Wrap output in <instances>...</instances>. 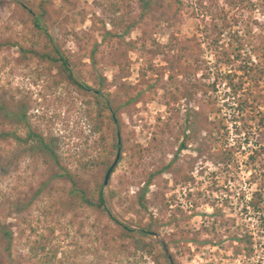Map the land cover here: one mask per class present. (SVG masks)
I'll list each match as a JSON object with an SVG mask.
<instances>
[{
    "label": "rangeland",
    "instance_id": "obj_1",
    "mask_svg": "<svg viewBox=\"0 0 264 264\" xmlns=\"http://www.w3.org/2000/svg\"><path fill=\"white\" fill-rule=\"evenodd\" d=\"M21 1L34 9L42 2L46 35L71 61L76 80L93 90L103 84L122 103L118 130L107 119L102 124V134L121 141V161L103 185L116 220L134 230L149 228L167 246L172 264H247L235 255L233 240L240 223L249 229L258 224L244 209L251 194L260 192L264 204V180L253 182L247 161L252 149H264V0H151L146 9L131 0L121 15L134 28L120 38L110 24L109 2L122 0ZM28 21L16 2L0 0V99L11 109L25 103L33 128L54 135L64 159L81 148L88 157L97 148V135L83 142L90 134L92 92L60 81L55 67L36 57L23 59L18 45L30 49L34 41ZM201 31L224 44L230 35L234 46L244 41L242 57L257 64L256 81L238 93L240 101L247 99L242 113L224 96L223 84L212 104L201 92L204 61H213ZM35 38L42 51L47 38ZM246 131L248 144L242 142ZM72 157L63 164L71 172L78 168L86 187L104 181L108 169L84 175ZM45 158L0 141V234H12L13 258L0 238L1 264H36L25 241L45 219L57 228L55 264H154L158 255L136 249L139 238L125 239V230L102 213L65 208L70 182Z\"/></svg>",
    "mask_w": 264,
    "mask_h": 264
},
{
    "label": "trees",
    "instance_id": "obj_2",
    "mask_svg": "<svg viewBox=\"0 0 264 264\" xmlns=\"http://www.w3.org/2000/svg\"><path fill=\"white\" fill-rule=\"evenodd\" d=\"M21 8L27 11L29 15L28 26L31 33L34 35V41H31V48L26 49L23 45H18L17 42L11 43L12 46H19L24 60H29L30 58L36 57L41 62L48 64V66H54L57 70L56 77H60V81L68 82L72 85L79 87L82 90H90L94 97V103L92 106V111L88 118V132L89 135L84 137L83 142L87 144L89 136H96L95 142L97 148L94 152L86 157L85 148H81L74 154H66L65 159L68 158L75 159V162L79 164V168L84 172V175L88 174V169H96L97 167H105L106 170L110 167L116 156V150L121 147V144H117L118 136H114L110 140L107 136L102 134V124L104 120L107 119L110 123L116 127L118 130L119 119L118 112L122 108V103H117L116 98L111 95L110 92L103 89V84L97 89H90V87L79 83L73 73L74 67L71 61L60 48L46 35L47 31V20L45 18V11L43 9L42 2L38 3L34 9L32 6L26 4L21 0H13ZM128 1L122 0V3L118 1L109 2V12L111 14V26L113 29L118 30L120 33L117 34L118 38L122 35H127L133 28V23H127L124 15H121L122 8H129ZM141 3L143 9L150 6L151 0H138ZM180 2L179 0H176ZM34 30V31H33ZM110 34V33H109ZM204 39L205 50L208 54L213 56V61H204L203 73L201 78L207 80L201 83V92L209 98V104L218 101L217 97V86L223 84L226 87V91L223 93L226 99L232 98L236 100L234 102L238 111L242 113L244 111V106L247 105V99L240 101L239 92L243 90L245 84L253 83L256 81V73H258L257 64L251 61L250 57L247 59L242 57L243 42L240 45L234 46L233 42L235 39L230 35L227 42L224 44L221 37L208 38L204 31H201ZM45 37L47 42L42 51H37L35 49L37 38ZM32 39V40H33ZM242 40V39H240ZM30 58H29V56ZM248 55V54H247ZM264 55V53H263ZM28 56V57H27ZM27 58V59H26ZM257 61L260 62L261 57L256 55ZM238 64V65H236ZM236 65V67H235ZM223 66H226L224 69ZM230 68V69H228ZM240 72V74L238 73ZM58 80L55 84L58 85ZM4 90V89H3ZM5 94H9L11 99L12 92L9 90L3 91ZM212 94L210 97L209 94ZM242 108V109H241ZM240 113V114H241ZM31 115L28 114V107L25 103L16 104L14 109H11L9 103L0 99V141L5 142L8 140L14 141L17 145L23 147L29 153L38 152L43 154L46 158L47 163H52V166L58 168L62 171L59 175L70 182V189L66 193L67 201L64 204L65 208L74 209H88L93 212H99L108 217L115 224L120 225L123 230H125V239H137L141 245L136 249L144 252V254L154 257L158 255V259H153L154 264H158L160 259L164 260L167 264H170L171 259L168 257L167 246L154 238L156 235L152 233L149 228H141L139 230L130 229L127 226L122 225L116 218L112 215L109 207L105 200V195L103 193V182L100 184H94L93 186L86 187L81 181L78 174L79 169H75L72 172L68 170L67 166L63 164L64 152L58 150V140L51 133H45L38 129L33 128L30 123ZM262 122V121H261ZM239 132V131H238ZM237 132V134H239ZM241 134V133H240ZM242 142L248 144L249 131L243 135ZM180 148L184 149V145ZM264 149L261 147L259 149H252L247 157L248 164L251 166V179L254 183L261 182L264 180V161L258 159L262 157L260 152ZM232 153H227L226 155L230 157ZM87 158V159H85ZM122 151L120 152V157L111 171V174L115 171L117 164L121 161ZM222 162H226L227 159H220ZM57 173H55L56 175ZM110 174V177H111ZM109 177V179H110ZM249 209L255 218H257L258 224L254 229H249L244 223L239 224V229L242 230L240 233L234 237L237 245L235 247V255L242 256L243 261L247 264H264V215L262 211L264 209L263 197L260 192L256 191L251 194L248 201L244 205V209ZM50 220H43L41 227L32 228V237H28L25 241V250L29 254V259H32L36 264H55L58 259L59 254V243L57 241L58 236L56 235V225H51ZM0 238L6 244L5 250L8 252V256L11 261L12 252L10 249V242L12 241V234L9 231L1 230ZM152 238L153 243H145L143 239ZM160 246L161 253L159 251L155 252V249ZM1 264V263H0ZM10 264H14L10 263Z\"/></svg>",
    "mask_w": 264,
    "mask_h": 264
},
{
    "label": "water",
    "instance_id": "obj_3",
    "mask_svg": "<svg viewBox=\"0 0 264 264\" xmlns=\"http://www.w3.org/2000/svg\"><path fill=\"white\" fill-rule=\"evenodd\" d=\"M121 141L120 139L118 138V141H117V144L120 145ZM120 157V147L117 148V151H116V156H115V159L113 161V163L111 164V166L108 168V170L106 171V174L104 176V181H103V185H107L108 181H109V177H110V174H111V171L112 169L114 168V166L116 165L118 159ZM170 263L172 264L171 260H169Z\"/></svg>",
    "mask_w": 264,
    "mask_h": 264
}]
</instances>
